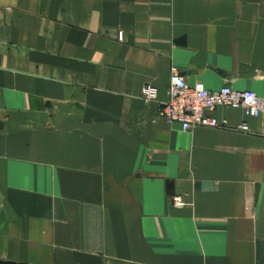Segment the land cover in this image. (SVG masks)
Segmentation results:
<instances>
[{
	"label": "crops",
	"instance_id": "obj_1",
	"mask_svg": "<svg viewBox=\"0 0 264 264\" xmlns=\"http://www.w3.org/2000/svg\"><path fill=\"white\" fill-rule=\"evenodd\" d=\"M173 68L264 101V0H0V264H264V114Z\"/></svg>",
	"mask_w": 264,
	"mask_h": 264
},
{
	"label": "built area",
	"instance_id": "obj_2",
	"mask_svg": "<svg viewBox=\"0 0 264 264\" xmlns=\"http://www.w3.org/2000/svg\"><path fill=\"white\" fill-rule=\"evenodd\" d=\"M143 96L148 101L158 98L154 87H146ZM218 108L243 109L249 117L259 118L264 114V101L252 91H238L224 86L217 91H209L202 83L189 84L180 76L176 68L168 91V101L160 110V116L170 123H178L187 132L194 128H222L224 125L212 114ZM242 130L248 127L243 125ZM175 208L185 206L180 197L173 201Z\"/></svg>",
	"mask_w": 264,
	"mask_h": 264
},
{
	"label": "water",
	"instance_id": "obj_3",
	"mask_svg": "<svg viewBox=\"0 0 264 264\" xmlns=\"http://www.w3.org/2000/svg\"><path fill=\"white\" fill-rule=\"evenodd\" d=\"M2 127L1 123H0V128Z\"/></svg>",
	"mask_w": 264,
	"mask_h": 264
}]
</instances>
